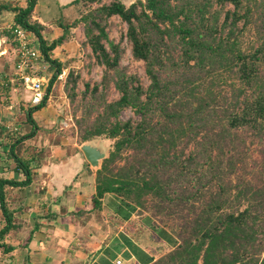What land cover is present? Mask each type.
<instances>
[{
    "label": "trees",
    "instance_id": "16d2710c",
    "mask_svg": "<svg viewBox=\"0 0 264 264\" xmlns=\"http://www.w3.org/2000/svg\"><path fill=\"white\" fill-rule=\"evenodd\" d=\"M36 1L12 7L7 33L13 36L16 26L30 30L39 61L54 71L41 100H29L24 110L28 131L9 144L22 176L0 177V250L12 248L5 239L15 225L6 187L29 184L32 169L48 155L42 146L26 154L30 147L23 143L35 136L33 112L46 105L62 70L51 51L67 40L70 26L84 21L85 43L104 65L103 90L95 84L89 92L83 82L81 94L89 92L96 112L75 118L77 139L113 138L95 170L92 209L113 193L124 204H118L123 219L136 208L145 213L165 239L148 264H264V0H110L64 24L51 40L32 17ZM113 14L127 24L125 36L133 57L143 61L147 86L119 65L122 49L105 28ZM67 73L72 101L80 73ZM110 77L119 96L108 100ZM125 107L139 118L121 119ZM251 145L262 155L248 167Z\"/></svg>",
    "mask_w": 264,
    "mask_h": 264
},
{
    "label": "crops",
    "instance_id": "0c3cea01",
    "mask_svg": "<svg viewBox=\"0 0 264 264\" xmlns=\"http://www.w3.org/2000/svg\"><path fill=\"white\" fill-rule=\"evenodd\" d=\"M78 3L79 0L36 1L32 17L44 24L46 39L63 32L64 24L69 23L63 21L64 17L75 15ZM25 4L26 0H0V142L5 150L0 151V177L22 176L8 148L12 136L24 131L19 122L5 117L11 116L18 101L19 104L22 101L17 90L19 85L27 93L26 101L31 94L16 76L14 43L12 34L7 33L15 13L12 7ZM74 26L68 28L67 40L58 46L73 42ZM8 98H11L9 102ZM66 139L67 136H61L53 152L32 169L29 184L6 187L5 203L13 212L15 225L5 239L12 248L0 250V264L150 263L159 254L160 244H165V239L159 238L157 227L138 208L123 219L118 204L123 207L124 204L113 193L104 195L100 209H92L96 168L80 147L75 148L74 139L70 142ZM68 143L71 146H62Z\"/></svg>",
    "mask_w": 264,
    "mask_h": 264
},
{
    "label": "rangeland",
    "instance_id": "374dc122",
    "mask_svg": "<svg viewBox=\"0 0 264 264\" xmlns=\"http://www.w3.org/2000/svg\"><path fill=\"white\" fill-rule=\"evenodd\" d=\"M110 0H98V1H90V0H79L78 3V9L75 7V15L71 17H64V22H71L74 17L77 18L80 16V14L84 12H88L89 10L95 8L101 3H107ZM126 3L132 1V0H124ZM228 6H231L227 3ZM105 28L108 33V37L115 42H119V45L122 49L121 56L119 59V65L121 68H123L125 71L129 73L136 74L141 83L144 86H147L149 83V79L147 78L145 71H144V65L142 60L135 59L133 57L132 51H131V42L126 38L125 32L127 28L126 22L121 20V18L117 14L111 15L108 19H106V25ZM72 34V40L73 42H68L63 46H57L54 48V50L51 51L52 57H55L56 59L60 60L62 62V70L57 76V80L54 81L51 91L49 93L47 103L46 105L38 109L34 114L36 123L38 124V130L35 134V136H31L27 138L23 144L29 146V150L26 154L31 152V149L33 146H37L40 148V146L43 147V154H46L45 152L52 153L54 146L57 145L60 141L61 136H67L68 142L70 140L74 139L76 142V146L80 147L78 139H77V123L75 122V118L79 117L83 114H85V111L89 109L90 115L94 116L96 112V107H91V102L94 101V99H91L89 97L90 89L95 85L98 84V90L102 89V76L104 71V65L98 64L93 54H91V49L88 44L85 43L86 40V34H85V23L84 21H80L77 25L73 27V30L71 31ZM247 39V37H245ZM105 45L107 48H109V44L106 40H104ZM40 71L45 72L46 75V81L45 89L48 84V80L54 71L53 66L46 67L43 62L40 61ZM69 70H73L74 73L79 72L80 73V79L77 81L76 89H75V96L74 99L71 101L70 97L68 96L69 89L65 88V80L67 72ZM113 76V75H112ZM89 82V92L86 96H82L81 90L84 88V81ZM110 86L107 89L106 93V99H114L119 96V93L116 89H114L113 86V79L110 77ZM112 85V86H111ZM0 86L1 83H0ZM18 94L22 96L21 106L18 101V105L15 112L11 116H6L5 119H9L14 122H19L22 130L24 132L28 131V123H22L23 118H25L24 109L28 107L30 102L26 101L24 97H26V92L20 87V85L17 88ZM29 93V92H28ZM11 98H8V102ZM6 104L7 101H4ZM0 106H2L0 104ZM21 109H23L21 111ZM119 117L121 119H127L132 118L134 120L138 119V115L130 108L125 107L120 111ZM83 142H94L96 144H99L104 151L106 152V155L108 154V151L110 148H112L113 138L107 137L105 135H95L89 140H85ZM61 143V142H60ZM71 143L62 145L67 146ZM53 145V146H52ZM8 145H6L7 147ZM71 146V145H70ZM69 147V146H68ZM65 149V148H64ZM0 151L5 152L3 147V142H0ZM261 151L259 148L256 147V145H251V147L247 150V156H246V162L248 167L253 166L256 163V160H258L259 156H261ZM256 158L254 161L253 159ZM241 171H243V168H241ZM251 176V174L249 175ZM4 223L3 215L0 209V226ZM264 234H261L260 237L263 238Z\"/></svg>",
    "mask_w": 264,
    "mask_h": 264
},
{
    "label": "built area",
    "instance_id": "2783aa9c",
    "mask_svg": "<svg viewBox=\"0 0 264 264\" xmlns=\"http://www.w3.org/2000/svg\"><path fill=\"white\" fill-rule=\"evenodd\" d=\"M12 32L16 76L23 83V87L30 91L29 100L37 103L41 100L47 83L45 73L39 70L41 51L32 44L33 33L30 30L16 26L12 28Z\"/></svg>",
    "mask_w": 264,
    "mask_h": 264
},
{
    "label": "water",
    "instance_id": "95a60500",
    "mask_svg": "<svg viewBox=\"0 0 264 264\" xmlns=\"http://www.w3.org/2000/svg\"><path fill=\"white\" fill-rule=\"evenodd\" d=\"M80 148L91 166L98 168L103 157L106 156L104 149L94 142H82Z\"/></svg>",
    "mask_w": 264,
    "mask_h": 264
}]
</instances>
